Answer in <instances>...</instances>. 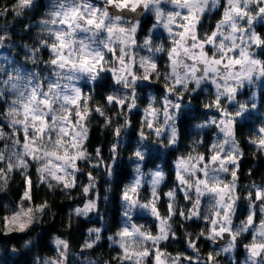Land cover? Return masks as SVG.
<instances>
[{
	"label": "clouds",
	"instance_id": "1",
	"mask_svg": "<svg viewBox=\"0 0 264 264\" xmlns=\"http://www.w3.org/2000/svg\"><path fill=\"white\" fill-rule=\"evenodd\" d=\"M0 264H264V0H0Z\"/></svg>",
	"mask_w": 264,
	"mask_h": 264
}]
</instances>
